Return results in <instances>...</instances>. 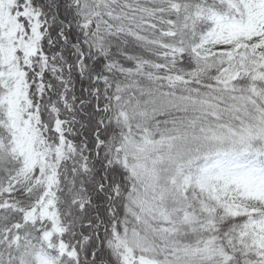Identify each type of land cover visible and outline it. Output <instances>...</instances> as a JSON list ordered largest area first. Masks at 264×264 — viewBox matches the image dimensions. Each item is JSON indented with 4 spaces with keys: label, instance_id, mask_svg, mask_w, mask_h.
Instances as JSON below:
<instances>
[{
    "label": "snow or ice",
    "instance_id": "1",
    "mask_svg": "<svg viewBox=\"0 0 264 264\" xmlns=\"http://www.w3.org/2000/svg\"><path fill=\"white\" fill-rule=\"evenodd\" d=\"M0 264H264V0H0Z\"/></svg>",
    "mask_w": 264,
    "mask_h": 264
}]
</instances>
